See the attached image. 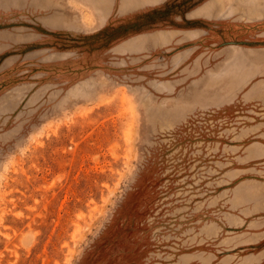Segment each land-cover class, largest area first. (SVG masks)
<instances>
[{
    "label": "rangeland",
    "instance_id": "rangeland-1",
    "mask_svg": "<svg viewBox=\"0 0 264 264\" xmlns=\"http://www.w3.org/2000/svg\"><path fill=\"white\" fill-rule=\"evenodd\" d=\"M120 1L0 0V264H264V0Z\"/></svg>",
    "mask_w": 264,
    "mask_h": 264
},
{
    "label": "crops",
    "instance_id": "crops-1",
    "mask_svg": "<svg viewBox=\"0 0 264 264\" xmlns=\"http://www.w3.org/2000/svg\"><path fill=\"white\" fill-rule=\"evenodd\" d=\"M171 1L172 0H121L120 10L122 12H126L131 9L153 8L157 5H166ZM112 2L113 0H96V8L100 11V23L104 22L107 18ZM213 3L214 2L211 0L209 2H205L203 5L189 8L184 12V19H182V16L176 15L174 20L192 21L199 17L196 13L198 9L201 11L205 10V13H208L212 9ZM170 14L172 15L173 13ZM190 31L191 29L182 30V28L177 27L142 29L116 42L109 48V52L113 55L122 56L137 54L142 55L145 52L151 53L154 51H166L176 46L174 44H176L183 35L181 32L186 33ZM185 38L187 39V37ZM171 56L174 64L181 63L190 57V50L187 51L186 48H184L183 50L174 52ZM263 222L264 221H261V223Z\"/></svg>",
    "mask_w": 264,
    "mask_h": 264
}]
</instances>
